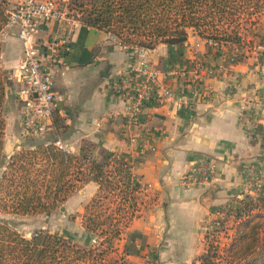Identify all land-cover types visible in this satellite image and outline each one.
Instances as JSON below:
<instances>
[{"label":"crops","instance_id":"crops-1","mask_svg":"<svg viewBox=\"0 0 264 264\" xmlns=\"http://www.w3.org/2000/svg\"><path fill=\"white\" fill-rule=\"evenodd\" d=\"M254 21L243 33L254 46L264 45V14ZM52 32L44 30L41 37ZM1 42L0 67L11 82L4 106L8 114L4 148L9 146L13 155L33 142L21 137V104L15 95L22 86L21 44L11 32ZM136 52L137 48L126 49L110 34L85 24L74 33L66 63L55 79L56 90L66 96L58 115L70 126V135L62 143L75 153L83 141L116 153L132 167L136 187L150 189L147 192L156 196L155 206L144 210L127 230L137 249H147L152 237L164 230L170 240L182 245L174 250L182 248L198 256L197 243L204 242L203 230L212 210L241 197L245 189H254L252 172L264 183V51L212 49L193 32L182 46L161 44L145 50L143 58L158 73L162 86L176 90L177 99L146 111L142 125L131 131L137 138L133 142L125 131L129 102L114 95L111 83L143 59ZM193 60L205 65L199 93L182 91L181 81L166 75L175 67L188 66L191 71ZM145 142L155 150L142 151ZM210 159L218 164L215 179L184 187L186 173ZM98 188L90 182L77 192H88V204ZM190 241L195 244L188 250L184 246Z\"/></svg>","mask_w":264,"mask_h":264},{"label":"trees","instance_id":"trees-1","mask_svg":"<svg viewBox=\"0 0 264 264\" xmlns=\"http://www.w3.org/2000/svg\"><path fill=\"white\" fill-rule=\"evenodd\" d=\"M73 6L85 25L111 34L126 49L146 50L161 44L182 46L190 32L224 46L253 48L243 31L264 14V0H92L89 8L81 0H73ZM6 23L5 8L0 4V56ZM7 84L0 67V167H4L0 212L50 215L83 185L94 182L99 188L83 216L93 244L81 246L48 231L26 238L0 224V264H127V247L120 250L118 244L149 208L142 190L134 184L132 167L116 153L89 141H83L77 153L58 145L70 133V126L58 113L48 140L23 145L4 166ZM252 202L239 201L226 211L225 218L236 220V225L227 249L217 254L220 264H264V205Z\"/></svg>","mask_w":264,"mask_h":264},{"label":"built area","instance_id":"built-area-1","mask_svg":"<svg viewBox=\"0 0 264 264\" xmlns=\"http://www.w3.org/2000/svg\"><path fill=\"white\" fill-rule=\"evenodd\" d=\"M0 4L4 5L7 16V23L1 34L15 33L22 48L23 58L19 66L22 86L16 94L21 104V133L27 138L44 137L53 130L55 115L60 114L59 105L66 98L63 93L56 90L55 79L66 63L74 33L84 25L82 14L73 6V0H0ZM44 30L53 32L43 38L41 33ZM110 38L116 40L111 34ZM205 43L212 49L224 46L206 40ZM199 46L196 45L197 48ZM226 47L250 53L257 48L264 51L262 44L255 48H238L234 45ZM137 50L136 53L143 58L146 49ZM189 67L191 71L188 70V66L171 68L166 75L180 80L182 91L189 89L199 93L205 65L199 60H193ZM208 73L213 74L210 69ZM158 76L150 62L143 58L130 71L111 83L114 95L129 102L125 131L133 142L137 138L131 131L142 125V117L146 111L177 99L176 90L162 86ZM145 132L151 134L148 130ZM57 144L64 147L61 141ZM145 150L155 149L145 142L142 144V151ZM217 173L218 164L214 160L200 162L186 173L182 185L188 188L194 183L211 182ZM250 181L254 183V189H264L263 181L257 180L255 172L250 174ZM219 226L220 222L214 229H219Z\"/></svg>","mask_w":264,"mask_h":264},{"label":"rangeland","instance_id":"rangeland-1","mask_svg":"<svg viewBox=\"0 0 264 264\" xmlns=\"http://www.w3.org/2000/svg\"><path fill=\"white\" fill-rule=\"evenodd\" d=\"M81 1L85 3L87 8H89L90 3L92 2V0H81ZM4 38L5 35L1 34V40ZM263 42L264 40H262V43ZM1 47H2V42H1ZM5 73H6V77L8 78V72L5 71ZM10 83L11 82L8 81L7 86H10ZM4 114L6 118V130H7L8 114L5 109H4ZM20 132H21V126H20ZM20 134L21 137H23V139L25 138L26 141L28 139H31V141L29 140V142H35V141L40 142L43 140H48L50 137V134H47L44 137H39L36 138V140H33L34 138H26L22 135V133ZM69 135L70 134H68L67 136ZM25 140L23 142H25ZM5 141H6V137H5ZM22 146L17 151H19L22 148ZM8 151H10L9 146L5 148L6 159L4 161V166H5V162L14 155V154L11 155V153L9 154ZM3 171H4V167H0V177ZM148 190L150 189H146L142 191L144 194L143 199L147 207L153 208L155 206L154 204L157 199L155 195L149 194L147 192ZM87 198H88V192L81 193L79 191L75 194V196H73L72 199L70 198L60 209H58L57 211H55L50 215L15 216V215H5L0 212V224L8 225L12 229L24 235L26 238H31L34 233L39 231H48L51 234L59 235L61 237L70 239L76 242L78 245L90 246L91 244H93V240L86 232L83 225V216L85 214V208L91 202L90 201L88 204H85ZM250 199H252L253 204H256L258 206H263L264 189H245L244 193L241 194V197H234L233 199H231V202H229L228 204L212 210L211 213L212 217L208 221V224L205 225L203 230V234L205 238L204 242L202 240L201 245L199 244V242L197 243L198 249H200L197 253H199L200 256L199 255L195 256L194 254L192 255V251L188 252L187 250H183L184 251L183 252L182 248L177 251L174 250L175 246L178 244H176L173 240H170L168 234L165 233L164 230H162L159 235H155L154 237H152L151 240L152 244L149 245L147 249H143V250L137 249L136 241L131 239L130 237L131 235H129L128 232H125L123 237L126 242L123 243V248H121L120 247V245L122 244L121 241L118 244L119 248L120 250H124L125 247H127L129 256H131V258H129L128 256L127 264H210L214 262L216 264H220V259L218 258L217 254H223L225 249H227V246L229 245L230 240L234 234L235 225H236V220H233L231 218H227V219L225 218L227 214L226 211H228L230 206H233L235 208L238 205L239 201L242 200L249 201ZM218 222H220L221 225L219 226L220 227L219 233H217L219 230L215 232L216 229H214L218 225ZM163 228L165 229V227ZM209 229H211L212 231H208ZM208 234H211L210 240L206 239V235ZM194 244H195L194 242L190 241L187 242L184 247L189 250ZM189 245L191 247H189ZM178 246L181 247L182 245H178ZM202 247L205 253L200 252L202 251L201 250ZM209 252L210 255H208Z\"/></svg>","mask_w":264,"mask_h":264}]
</instances>
